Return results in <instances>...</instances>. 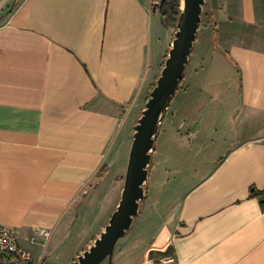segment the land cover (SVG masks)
Listing matches in <instances>:
<instances>
[{
	"label": "crops",
	"instance_id": "0c3cea01",
	"mask_svg": "<svg viewBox=\"0 0 264 264\" xmlns=\"http://www.w3.org/2000/svg\"><path fill=\"white\" fill-rule=\"evenodd\" d=\"M14 2L0 0V225L36 263L73 264L118 206L117 173L173 33L153 0ZM225 2L207 0L206 28L220 31L222 52L209 53L229 91L240 88L235 138L155 235L119 241L125 256L149 242L138 264H264L252 196L264 190V0Z\"/></svg>",
	"mask_w": 264,
	"mask_h": 264
},
{
	"label": "rangeland",
	"instance_id": "374dc122",
	"mask_svg": "<svg viewBox=\"0 0 264 264\" xmlns=\"http://www.w3.org/2000/svg\"><path fill=\"white\" fill-rule=\"evenodd\" d=\"M153 2V9L160 12L161 0H153ZM213 2L215 7L217 2L226 3L225 0H213ZM210 7L211 3L204 5L202 23L190 63L187 66V73L179 88V94L175 96L174 105H171L160 126L155 150L152 153L149 180L145 185L146 199L141 204V213L135 219L132 229L128 231V236L126 235L125 239L120 240L118 249L132 245L135 237L155 235L163 223V218L170 215L174 205L184 197L186 192L208 174L212 163L218 156L227 152L228 148L225 145L235 138L232 126L236 120H234L230 106L234 102L239 103L240 88L238 86L229 91L227 81L231 77L225 75L226 71L222 65L224 60L221 54L217 53L218 55L214 58L209 53L214 51L213 47L218 50L215 42L216 37L220 43V31L218 28H213L215 22L211 24L210 28H206L212 19ZM160 19L163 21L162 18ZM177 24L178 18L173 16L165 18L166 27L173 33L171 46L178 30ZM145 106L146 104L144 108ZM143 110L142 108L140 111V117ZM138 120L133 124L134 127ZM216 122H218L217 128H215L217 131H209L210 126ZM134 133L135 129L131 136L132 143ZM127 165L128 163L125 164V171L117 173L119 184L116 205L121 199ZM114 174L116 173L111 176L115 178ZM97 211L95 206L96 219ZM108 222L109 218L100 219L99 226L104 224V227L99 235L104 231ZM93 229L97 230V227ZM147 245L149 242H144L142 249ZM142 249L141 251L138 249L134 254L127 253V256H125L126 252L121 253L120 250H117L114 254L113 264H138L143 254ZM103 264L110 263L106 260Z\"/></svg>",
	"mask_w": 264,
	"mask_h": 264
},
{
	"label": "water",
	"instance_id": "95a60500",
	"mask_svg": "<svg viewBox=\"0 0 264 264\" xmlns=\"http://www.w3.org/2000/svg\"><path fill=\"white\" fill-rule=\"evenodd\" d=\"M166 0H161L160 15ZM207 0H180L177 31L164 67L150 92L145 109L134 127L135 133L129 155L124 188L120 202L104 231L73 264H113L119 241L132 229L146 199L145 185L149 180L152 153L160 126L185 78ZM156 11V9H155ZM216 48L222 52L216 41Z\"/></svg>",
	"mask_w": 264,
	"mask_h": 264
},
{
	"label": "built area",
	"instance_id": "2783aa9c",
	"mask_svg": "<svg viewBox=\"0 0 264 264\" xmlns=\"http://www.w3.org/2000/svg\"><path fill=\"white\" fill-rule=\"evenodd\" d=\"M0 264H38L21 247L16 232L4 225H0Z\"/></svg>",
	"mask_w": 264,
	"mask_h": 264
},
{
	"label": "trees",
	"instance_id": "16d2710c",
	"mask_svg": "<svg viewBox=\"0 0 264 264\" xmlns=\"http://www.w3.org/2000/svg\"><path fill=\"white\" fill-rule=\"evenodd\" d=\"M18 2H19V0H15L13 6H15ZM180 11H181L180 0H166L164 5H163V9H162V15H163L164 22H165V18L167 16H173V17L178 18ZM155 84L152 86L151 90L155 87ZM151 90H150V92H151ZM150 92H149V96H148L146 102L148 101V99L150 97ZM252 190H253L252 196L255 198H258L260 200L262 210L264 211V190L260 191V190L254 189V188ZM151 256H154V254L152 253Z\"/></svg>",
	"mask_w": 264,
	"mask_h": 264
}]
</instances>
